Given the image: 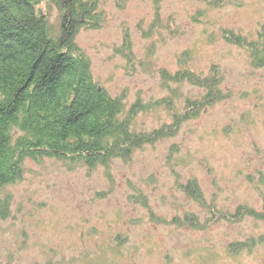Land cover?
I'll return each instance as SVG.
<instances>
[{
    "label": "rangeland",
    "instance_id": "rangeland-1",
    "mask_svg": "<svg viewBox=\"0 0 264 264\" xmlns=\"http://www.w3.org/2000/svg\"><path fill=\"white\" fill-rule=\"evenodd\" d=\"M89 1L74 40L147 140L27 159L0 264H264V0Z\"/></svg>",
    "mask_w": 264,
    "mask_h": 264
},
{
    "label": "trees",
    "instance_id": "trees-1",
    "mask_svg": "<svg viewBox=\"0 0 264 264\" xmlns=\"http://www.w3.org/2000/svg\"><path fill=\"white\" fill-rule=\"evenodd\" d=\"M47 1L58 4L60 31L39 8L42 0H0V217L9 213L8 187L23 178L27 159L93 169L147 140L130 129L122 96L95 79L74 40L82 18H95L90 1Z\"/></svg>",
    "mask_w": 264,
    "mask_h": 264
}]
</instances>
